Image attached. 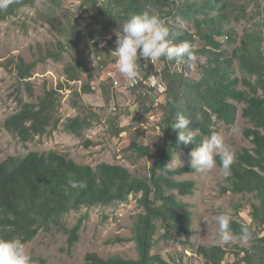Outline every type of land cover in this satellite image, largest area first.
Masks as SVG:
<instances>
[{
    "label": "rangeland",
    "instance_id": "1",
    "mask_svg": "<svg viewBox=\"0 0 264 264\" xmlns=\"http://www.w3.org/2000/svg\"><path fill=\"white\" fill-rule=\"evenodd\" d=\"M180 1L172 0L169 7L153 8V11L164 19L168 28L178 30V34L185 32L193 36L195 42L190 45L199 49L204 44L199 37L194 36L196 30L192 23L179 13ZM227 3L229 21L226 28L233 29L236 43L229 44L225 38L217 40L223 44L221 51L230 58L240 53L243 40L255 42L256 38H261L264 41V0H227ZM92 15V10L82 6V0H33L0 23V162L8 157H25L32 152H52L93 169L105 163L123 166L137 178L149 176L152 165L150 158H137L134 153L123 154L120 150L123 140L131 137L141 146L155 152L161 136V105L164 98L158 90L150 96L145 95L146 98L133 90L140 82L146 81L144 72L148 62L143 59L139 61L140 76L132 86L119 72L118 58L112 54L117 47L116 30L108 32L103 38L90 40ZM52 19L61 24V32L51 24ZM74 26H79L87 36L85 40H80L77 50L70 47ZM261 45L264 51V43ZM52 53L59 54L57 60L50 57ZM21 60L26 64H36L29 79L20 80L17 75L16 66ZM76 60L82 64V68ZM161 60L164 62V59ZM161 60L151 62L155 70L162 69ZM165 62L173 70L180 71V62L174 65L166 58ZM234 63L235 77L241 81L249 79L241 71L238 59ZM70 66L81 73V81L67 80L65 71ZM189 66L190 75L196 78L200 68L196 64ZM251 80L254 83V79ZM157 81L164 95L166 87L158 78ZM115 82H124L129 90L121 92L115 87ZM88 85L92 86L93 92L82 95L78 100L76 92L79 94L81 88ZM103 90L106 99H109L108 103L105 102ZM239 90L246 91L249 96V87L245 84H241ZM259 94L264 98L263 91ZM45 98L54 109L55 119L43 136L24 142L4 128V122L19 113L25 105L38 107ZM234 104L238 108L236 123L226 126L219 122L217 133L224 136L237 157L244 149L254 148L250 139L254 126L244 115L247 104ZM144 106L150 107L149 113H145ZM77 117H86L91 121V127L80 136L65 128L70 119ZM113 123L117 124L119 130L124 129L119 136L120 142ZM191 159V155L182 151L171 167L181 168L191 164ZM229 177L222 175L217 163L212 171L176 178L178 181L192 180L196 183L192 196H177L188 204L193 235L190 241L177 235L166 239L164 231L159 228L153 255L170 263L207 264L200 254V248L217 246L225 253L222 264H248L245 259L247 254L253 255L254 264H264V227L257 226L251 215L252 206L259 205V201L252 194H234L229 191ZM138 198L131 196L126 203L82 208L68 214L64 217L63 227L48 233L40 232L33 241L25 244L34 264H86L89 254L103 259H137L135 244L119 243L118 239L130 238L132 235L134 222L142 212ZM221 212L229 213L232 222L251 226L255 232L252 239L246 243L239 239L229 244L218 243L219 225L215 217ZM79 223L78 241L71 247L69 232Z\"/></svg>",
    "mask_w": 264,
    "mask_h": 264
},
{
    "label": "trees",
    "instance_id": "2",
    "mask_svg": "<svg viewBox=\"0 0 264 264\" xmlns=\"http://www.w3.org/2000/svg\"><path fill=\"white\" fill-rule=\"evenodd\" d=\"M32 1L19 0L0 12V23ZM171 3L172 0H82V6L93 11L89 32L93 41L105 37L112 30L118 32L120 25L131 14L144 10L156 14L153 8L169 7ZM180 4L179 13L192 23L196 30L194 36L204 44L199 49L193 48L197 55L195 64L200 68V73L196 78L192 77L189 73L190 63L183 61L172 60L174 65L178 62L182 64L179 72L173 70L165 58H162L164 62L161 60L163 67L159 71L148 62L144 77L147 79V76L155 75L166 87L161 105V136L155 152L131 137L123 140L120 150L123 154L134 153L137 158H150L152 165L149 176L137 178L123 166L105 163L93 169L52 152L8 157L0 162V238H19L26 244L40 232L48 233L63 227L64 217L72 212L126 203L133 196L139 197L137 202L142 212L134 222L131 237L118 239V242H133L137 259H103L89 254L86 264H184L170 263L152 254L159 228L164 231L166 239L177 235L183 236L186 241H190L194 231L192 215L187 212L188 204L177 196H192L196 183L192 180L178 181L176 178L197 171L191 169V164L176 169L171 164L180 152L190 155L204 139L217 133L219 122L226 126L234 125L238 115L234 102L247 104L244 115L254 126L250 132L254 148L244 149L237 156L231 168L229 191L256 197L259 205L252 206V219L257 226L264 227V98L259 94L260 91L264 93V51L261 45L264 41L261 38H256L255 42L243 40L240 53L229 58L226 52L221 51L223 44L217 40L225 38L229 44L236 43L233 29L226 28L229 21L227 0H181ZM51 24L57 31H62L61 24L55 19L51 20ZM73 29L74 38L70 41V47L77 50L80 40H85L87 36L79 26ZM177 31L169 27V39L174 44L195 42L193 36L185 32L178 34ZM58 55L52 53L50 57L57 60ZM235 59H238L241 71L249 79L241 81L235 77ZM76 62L82 68V64L78 60ZM35 65L21 60L16 66L20 80L31 78ZM65 72L69 82L81 81V73L73 66ZM251 79H254V83ZM241 84L249 87V96L246 91L239 90ZM149 87L148 83L140 82L133 90L146 98L156 92ZM92 92V86H83L79 94L76 92L77 99ZM103 92L108 103L106 92ZM144 111L149 113L150 107L144 106ZM181 114L192 120L189 127L195 133L194 143L184 145L179 142L178 131L170 127ZM54 119V109L45 98L38 107L25 105L19 113L4 122V128L24 142H29L36 136H43ZM89 127L91 121L86 117L70 119L65 125L66 130L76 136ZM113 128L118 130V138L124 132V129H118L116 123H113ZM217 163L220 165L218 157ZM69 180L84 182L86 188H71ZM242 225L233 221L232 233L239 236ZM243 226L249 227L252 235L255 234L251 226ZM80 228L81 223L69 232L71 247L78 241ZM200 254L207 264H222L225 256L222 248L217 246L200 248ZM245 259L248 264H254L253 255L247 254Z\"/></svg>",
    "mask_w": 264,
    "mask_h": 264
},
{
    "label": "clouds",
    "instance_id": "3",
    "mask_svg": "<svg viewBox=\"0 0 264 264\" xmlns=\"http://www.w3.org/2000/svg\"><path fill=\"white\" fill-rule=\"evenodd\" d=\"M18 2L19 0H0V12L6 11ZM169 35V28L164 19L149 10L131 14L123 25H120L117 32V47L112 54L118 58L119 72L128 82L135 84L139 78L141 59L155 63L166 58L169 61L195 64L197 55L192 46L187 41L176 45L169 39ZM191 123L192 120L181 114L170 126L174 131H178V141L184 145L195 141V133L189 127ZM190 155L191 169L197 172H209L215 169L218 157L225 178L231 176V168L237 158L234 148L227 144L224 136L219 133H213L204 139ZM69 185L71 188H86V184L81 181L69 180ZM232 220V216L227 212H221L215 217L219 225L218 243L229 244L234 239L246 243L252 239L249 227L243 225L239 236H234L231 231ZM0 264H34V261L21 239L0 238Z\"/></svg>",
    "mask_w": 264,
    "mask_h": 264
},
{
    "label": "built area",
    "instance_id": "4",
    "mask_svg": "<svg viewBox=\"0 0 264 264\" xmlns=\"http://www.w3.org/2000/svg\"><path fill=\"white\" fill-rule=\"evenodd\" d=\"M143 83H150V88L153 90H158V93L163 97V92H161L160 88L157 86L156 82H153L151 76H147L146 81H142ZM116 88H119L121 92L128 91L129 89L126 87L125 83H114Z\"/></svg>",
    "mask_w": 264,
    "mask_h": 264
},
{
    "label": "bare ground",
    "instance_id": "5",
    "mask_svg": "<svg viewBox=\"0 0 264 264\" xmlns=\"http://www.w3.org/2000/svg\"><path fill=\"white\" fill-rule=\"evenodd\" d=\"M151 79H152L153 82H156V84H157L158 87H160V84H159V82L157 81V78H156L155 75H152V76H151ZM136 82H137V81H136ZM136 82H135V83H136ZM131 85L133 86L134 84H131Z\"/></svg>",
    "mask_w": 264,
    "mask_h": 264
}]
</instances>
